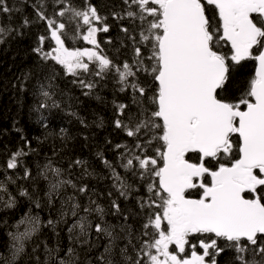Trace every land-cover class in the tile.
<instances>
[{"label": "snow or ice", "instance_id": "1", "mask_svg": "<svg viewBox=\"0 0 264 264\" xmlns=\"http://www.w3.org/2000/svg\"><path fill=\"white\" fill-rule=\"evenodd\" d=\"M109 19L115 41L100 38ZM26 37L32 63L11 87L43 128L57 115L79 128L33 146L13 121L23 146L0 152V264H264V0H116L106 13L0 0V45ZM110 83L111 120L89 121L81 97L107 106ZM109 124L125 139L104 138L102 168L69 158Z\"/></svg>", "mask_w": 264, "mask_h": 264}, {"label": "trees", "instance_id": "2", "mask_svg": "<svg viewBox=\"0 0 264 264\" xmlns=\"http://www.w3.org/2000/svg\"><path fill=\"white\" fill-rule=\"evenodd\" d=\"M93 2L100 6V11L102 13H106L109 10V6L115 3L116 0H93ZM108 22L113 26L109 33H101L100 38L106 39L111 37L115 41V38L119 35L118 27L111 19H109ZM31 43L32 37H26L23 41H13L10 44L0 45V85H7L6 90H0V128L9 129V133L6 136L0 137V152L4 150L5 146H7L9 151L23 146V142L19 139V134L11 130L13 121L17 122V127L23 129V134L32 141L33 146L37 143L35 139L36 137H43L48 133H56L59 131L61 126L68 127L73 134H75L76 130L79 128L78 125L68 124V118L63 115L49 117V127L47 129L43 128L36 122V115L30 112L32 97L26 94L24 97L20 98L18 97L16 90L11 87V83L14 81L15 77L19 76L22 72L27 71L28 67L32 63V60L28 55H26L25 51ZM106 47L108 49H112L111 45H107ZM109 55H113V52L109 51ZM251 71H253L251 68L246 70V72ZM115 87L116 86L114 84L110 83L107 88L100 90V94L104 96L107 101H109L107 106L101 105L95 100L81 97V100L83 101V103L79 106L81 115H84L87 119H89V121L92 120L94 114L97 117L103 116L105 121H110L112 118L110 101L113 99ZM76 94H79V90H76ZM18 98L23 100V104L18 103ZM115 98L120 101L126 100V97L119 93L116 94ZM33 122L38 124V128L33 124ZM91 131L95 133L92 144L81 148L76 141H73L72 144L74 147L69 149V158L72 155H75L89 159L99 170L102 166L95 161L94 157V152L97 148L99 147L100 149H105V155L109 159H112L114 155L109 149V146L105 145L104 138L108 137L109 139H112L113 143L121 142L125 138L122 134H117L113 131L110 124L104 130L92 129ZM51 142L52 138L50 137L45 143V150L47 149V145ZM29 159L31 161H35L37 159L42 161L43 156L30 157ZM91 183L97 184L98 190L103 191L106 182L98 183L93 180Z\"/></svg>", "mask_w": 264, "mask_h": 264}, {"label": "bare ground", "instance_id": "3", "mask_svg": "<svg viewBox=\"0 0 264 264\" xmlns=\"http://www.w3.org/2000/svg\"><path fill=\"white\" fill-rule=\"evenodd\" d=\"M29 96L31 97V95H29ZM33 124L38 128V124L36 122H33Z\"/></svg>", "mask_w": 264, "mask_h": 264}]
</instances>
